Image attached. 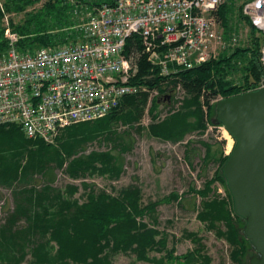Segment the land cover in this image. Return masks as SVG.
I'll return each instance as SVG.
<instances>
[{
  "label": "trees",
  "instance_id": "16d2710c",
  "mask_svg": "<svg viewBox=\"0 0 264 264\" xmlns=\"http://www.w3.org/2000/svg\"><path fill=\"white\" fill-rule=\"evenodd\" d=\"M240 1L226 0L217 17L226 42H230L231 34L238 33L240 23L248 29L246 37L216 59L167 78L159 77L157 70L151 71L145 58L141 60L132 84L149 90L158 88L163 96L178 84L186 92L180 109L163 119H157L158 113L152 116L162 100L152 101L149 109L152 123L147 129L151 138L175 144L190 133H204L202 96L207 99L213 94L223 98L238 95L249 91L252 82L264 77L260 61L264 34L242 15ZM113 3L114 0H2V8L7 15L24 14L22 23L14 24L12 18L9 23L19 35L17 47L25 51L74 41L76 35L71 29L86 11ZM37 4H41L38 10L27 11ZM4 13L0 10V52L7 46L3 38ZM133 46L140 48L137 35L127 40L124 53ZM147 99L148 93L125 97L106 117L64 130L54 145L41 139L28 140L16 126H0V188L11 191L14 203L0 226V264H22L27 257L29 264H112L118 255H134L135 261L149 264L211 263L203 253L202 239L196 234L183 233L195 248L176 256L174 248H167L168 237L156 229L157 208L163 202L177 201L176 194L143 204L137 186L124 187L111 195L81 182L80 200L74 197L78 186L67 185L64 191L53 186L56 170H62L73 181L94 176L118 180L123 173L121 155L130 151L131 145L124 139L126 131L118 133L116 128L119 124L132 128L138 123ZM209 113V121L214 123L215 106ZM140 130L141 127L135 129ZM94 141L111 143L112 150L84 154L86 146ZM201 145L205 148L203 163L214 161L217 168L201 190L188 191L202 200L197 218L230 247V264H246L245 259L253 249L242 234L245 222L233 212L232 198L222 175L221 168L228 156L223 155L222 145L219 151L209 144ZM116 150L118 153H113ZM217 181L225 188L224 199L215 195L210 198V187ZM148 216L151 225L145 221ZM151 253L159 256H150Z\"/></svg>",
  "mask_w": 264,
  "mask_h": 264
},
{
  "label": "built area",
  "instance_id": "2783aa9c",
  "mask_svg": "<svg viewBox=\"0 0 264 264\" xmlns=\"http://www.w3.org/2000/svg\"><path fill=\"white\" fill-rule=\"evenodd\" d=\"M225 2L114 0L82 15L71 29L74 41L21 51L19 35L11 29V16L4 13L0 0L7 44L0 52V126H16L26 139L54 145L64 130L106 117L125 97L148 93L162 100L158 119L178 111L186 97L182 86L178 84L163 96L158 88L132 84L139 64L145 58L159 77H173L236 47L238 33L226 42L217 17ZM240 5L242 15L264 34V0H245ZM132 35L140 38V48L133 46L124 53ZM260 52L264 66V44ZM263 87L261 77L249 91ZM222 99L220 94L201 97L207 133H225L222 125L209 121V109Z\"/></svg>",
  "mask_w": 264,
  "mask_h": 264
},
{
  "label": "rangeland",
  "instance_id": "374dc122",
  "mask_svg": "<svg viewBox=\"0 0 264 264\" xmlns=\"http://www.w3.org/2000/svg\"><path fill=\"white\" fill-rule=\"evenodd\" d=\"M241 0L239 3H242ZM245 1V0H244ZM41 4H37L31 9L38 10ZM14 24L22 23L24 14H11ZM238 43L244 41L247 33V27L243 23L238 25ZM154 98L149 96L140 121L129 128L127 125L119 124L116 128L118 133L126 131L124 137L126 143L131 145V150L121 155L123 173L118 180L110 181L101 176H94L82 180H70L62 170L55 171V181L53 186L64 191L67 185H76L79 188L74 196L82 200L83 189L81 182L94 185L97 190H105L111 195L127 186H137L142 195V203L147 204L157 200H162L171 195H177V201L163 202L156 211V229L163 232L168 237L167 248H174L175 255L181 256L195 248L193 243L183 237V233H194L202 239L204 254L211 259L210 264H230V247L227 243L216 237L215 231H208L206 224L200 222L197 218L201 211V198L189 193L190 188L201 190L206 181L212 179L217 163L210 161L207 165L203 163L205 148L201 143L212 146L214 151L221 150L223 153L228 147H234V140L227 133H190L181 141L173 144L158 139L151 138L147 129L152 123V116L156 113L160 116L161 106L152 113L149 112ZM158 119V117H157ZM136 127L141 130L135 131ZM206 130V128H205ZM228 134V140L224 139ZM112 144H99L94 141L85 148L84 154L89 152H104L110 150ZM227 147V148H226ZM112 150V149H111ZM117 154L118 151H113ZM224 155V154H223ZM210 198L215 195L219 198H226V191L223 185L218 181L211 185ZM171 199V198H170ZM14 203L11 191L0 188V226L4 224L5 218L13 210ZM150 216L145 217V221L151 225ZM222 230H224L222 228ZM253 252L250 253L245 261L249 264ZM150 256H159L157 253H151ZM30 258L22 264H29ZM112 264H149L135 261L134 255H118L114 257Z\"/></svg>",
  "mask_w": 264,
  "mask_h": 264
},
{
  "label": "water",
  "instance_id": "95a60500",
  "mask_svg": "<svg viewBox=\"0 0 264 264\" xmlns=\"http://www.w3.org/2000/svg\"><path fill=\"white\" fill-rule=\"evenodd\" d=\"M214 119L234 140L221 171L255 252L249 264H264V87L220 100Z\"/></svg>",
  "mask_w": 264,
  "mask_h": 264
},
{
  "label": "bare ground",
  "instance_id": "6f19581e",
  "mask_svg": "<svg viewBox=\"0 0 264 264\" xmlns=\"http://www.w3.org/2000/svg\"><path fill=\"white\" fill-rule=\"evenodd\" d=\"M228 134L226 133L225 136H224V139L228 140Z\"/></svg>",
  "mask_w": 264,
  "mask_h": 264
},
{
  "label": "flooded vegetation",
  "instance_id": "af4514ba",
  "mask_svg": "<svg viewBox=\"0 0 264 264\" xmlns=\"http://www.w3.org/2000/svg\"><path fill=\"white\" fill-rule=\"evenodd\" d=\"M255 255V252L253 251V255H252V257Z\"/></svg>",
  "mask_w": 264,
  "mask_h": 264
}]
</instances>
